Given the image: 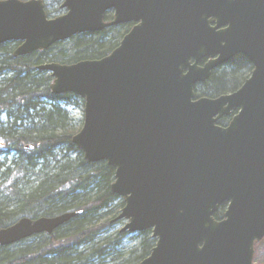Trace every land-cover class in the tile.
Here are the masks:
<instances>
[{"label":"water","instance_id":"1","mask_svg":"<svg viewBox=\"0 0 264 264\" xmlns=\"http://www.w3.org/2000/svg\"><path fill=\"white\" fill-rule=\"evenodd\" d=\"M61 8L49 18L43 0H0V45L18 43V58L137 23L104 58L37 69L53 77L54 95L84 100L72 141L88 163L115 169L120 232H152L156 244L140 264H254L264 240V0H64ZM239 54L254 66L243 86L197 99V85ZM80 214L22 218L0 229V247L51 235Z\"/></svg>","mask_w":264,"mask_h":264},{"label":"trees","instance_id":"2","mask_svg":"<svg viewBox=\"0 0 264 264\" xmlns=\"http://www.w3.org/2000/svg\"><path fill=\"white\" fill-rule=\"evenodd\" d=\"M46 11L52 18L53 12ZM115 35L110 31L79 35L18 58L14 57L18 43L0 45V115L7 118L6 127L0 126V156H15L14 168L2 173L0 229L22 218L81 212L50 236L40 234L0 247V264H106L110 256L114 264H140L151 254L156 244L151 231L140 233L141 246L125 258L114 251L129 233L102 238L119 223L114 222L117 216L109 218L121 199L111 190L115 169L107 162L85 160L72 141L75 132L70 129L73 120L68 110L72 105L84 106V100L74 94L54 95L53 77L37 69L45 63L70 65L104 58L114 50ZM247 66V61L237 59L231 70L213 73L196 90L197 96L236 92L244 83ZM229 122L224 117L218 124ZM124 205L123 200L120 207ZM224 211L225 207L215 219L221 220Z\"/></svg>","mask_w":264,"mask_h":264},{"label":"rangeland","instance_id":"3","mask_svg":"<svg viewBox=\"0 0 264 264\" xmlns=\"http://www.w3.org/2000/svg\"><path fill=\"white\" fill-rule=\"evenodd\" d=\"M43 1L46 5V9L48 11L53 12V17H58L66 13V10L61 8L64 0H43ZM68 110L73 120L72 124L70 125V129L72 132H75V134H77L82 129L83 124H84V106L72 105L68 108ZM0 122H1L0 126L6 127L7 118L4 114L0 115ZM14 157H15L14 155L0 156V164H4L0 170V184L3 181L2 173L5 172L8 167L14 168V164H12ZM72 158H76V156H72ZM121 201H123L122 198L113 205L112 212H110L112 214H110L111 217L109 218L118 216L121 213L122 208H123V207H120ZM124 226H125V221H121L115 224L113 227L106 230L107 232L106 234L103 235L102 238H105L107 236H111L113 238L118 232L121 231V229ZM143 238L144 237L141 236L140 233L130 234L122 241L119 247L115 248L114 252H116V254H119L118 255L120 256L119 258H121V256L125 258L129 255L130 252L136 249H139L143 241ZM106 264H114L111 256L106 260ZM254 264H264V242L263 241L260 243H257L255 246Z\"/></svg>","mask_w":264,"mask_h":264},{"label":"flooded vegetation","instance_id":"4","mask_svg":"<svg viewBox=\"0 0 264 264\" xmlns=\"http://www.w3.org/2000/svg\"><path fill=\"white\" fill-rule=\"evenodd\" d=\"M117 11L115 9L111 10V11H108L105 15V22H111L114 20L115 18V15H116ZM137 25V23L135 22H130V23H125V24H121V25H117V26H114V27H110V28H107L105 29L103 32H107V31H110L111 33L114 32L116 33L115 35V38L113 40V44H114V49L118 48L124 38V36H126L135 26ZM103 32H100V33H103ZM122 34V36H121ZM237 59H244L245 61H247V69H246V73H245V77H244V83L251 77L252 73H253V70H254V66L253 64L243 55L239 54V55H236L232 60H230V62H228L227 64L223 65V66H220L218 68H216L213 73L215 72H222L223 70H231L232 68V65H234L237 61ZM210 59L209 58H203L199 61V66H204ZM52 63H55V62H52ZM212 73V74H213ZM211 78V77H210ZM54 81V80H53ZM208 81V80H207ZM243 83V84H244ZM204 84V83H203ZM203 84H198L197 87H196V90L202 86ZM242 84V86H243ZM241 86V87H242ZM240 87V88H241ZM239 88V89H240ZM238 89V90H239ZM195 90V92H196ZM229 94V93H227ZM222 95H225V94H222ZM220 95V96H222ZM218 96V97H220ZM218 97H214V98H218ZM196 98L199 99V98H202V97H198L197 94H196ZM237 112H233L232 116L228 117L231 118L236 114ZM228 126V124L226 125ZM226 126H222V127H226Z\"/></svg>","mask_w":264,"mask_h":264},{"label":"bare ground","instance_id":"5","mask_svg":"<svg viewBox=\"0 0 264 264\" xmlns=\"http://www.w3.org/2000/svg\"><path fill=\"white\" fill-rule=\"evenodd\" d=\"M43 51H45V50H43ZM28 56H29V55H28ZM24 57H25V56H24ZM15 58H16V57H15ZM122 209H123V208H122ZM73 212H80V211H73ZM67 213H70V212H67ZM64 214H65V213H64ZM61 215H62V214H61ZM119 215H120V214H119ZM119 215H118V216H119ZM58 216H59V215H58ZM78 216H79V215H78ZM118 216L116 217V219L118 218ZM54 217H56V216H54ZM73 219H74V218H73ZM116 219L114 220V222H121V221H117ZM63 226H64V225H63ZM55 231H56V230H55ZM55 231H54V232H55ZM54 232H53V233H54ZM53 233H52V234H53ZM44 234H45V233H44ZM52 234H51V235H52ZM39 235H40V234H39ZM46 235H47V234H46ZM35 236H36V235H35ZM49 236H50V235H49ZM33 237H34V236H33ZM31 238H32V237H31ZM28 239H30V238H28ZM28 239H25V240H28ZM25 240H23V241H25ZM21 242H22V241H21ZM19 243H20V242H19ZM16 244H17V243H16ZM13 245H15V244H13Z\"/></svg>","mask_w":264,"mask_h":264}]
</instances>
